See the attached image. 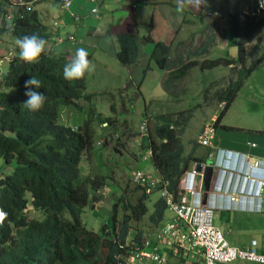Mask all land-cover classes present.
<instances>
[{
  "label": "clouds",
  "instance_id": "1",
  "mask_svg": "<svg viewBox=\"0 0 264 264\" xmlns=\"http://www.w3.org/2000/svg\"><path fill=\"white\" fill-rule=\"evenodd\" d=\"M52 1L0 0V75L3 76L5 73L7 63L12 56L11 52L5 50V46L11 48L9 43L14 41L11 40L7 30L12 28L15 18H21L28 12H34L30 18V23L35 24L37 21L45 24L50 16L45 11V7L49 8L50 6H54L60 12L67 11L70 13L69 20L71 19V21L66 24L69 30L63 34L60 32V27L55 29L51 26L61 24L62 20H54L47 24V29H50L48 39L52 42L53 54L51 55L54 60H57L56 63H67L63 69L66 80L84 78V88L108 92V97L105 95L96 96L91 103H95V107L104 112L107 117H112L115 121V127H108L105 122L96 121L92 117L86 116L85 113L78 112L72 106L77 101L66 94H61L65 100L62 101L54 88L48 94L63 103L54 98H47L43 92L39 91L42 88V82L35 76H30L24 82L27 99L22 105L25 109L36 112L39 120L46 124L45 109L53 100L56 102L51 112L54 128L68 131V133L56 131L59 133L57 135L70 136L69 134L82 133L89 123L94 130L93 135L97 138L96 142L100 143L103 148L104 155H127L123 157V161L124 159L129 161L130 173L124 180L130 182V187L132 185L137 186V193L146 195V201H144L146 213L152 211V204L157 199H161L165 209L159 223L164 219L165 213L170 214V220L166 221L162 229L157 232L156 242L167 243L162 232L168 224L174 221L170 204L183 202L194 208L209 207L211 209V223L215 227L217 226L213 222V213L217 210L228 209L255 213L264 211V186L261 185L264 182V160L251 161L247 154L236 152L227 154L218 150V142L221 139L219 132L225 131V129L229 130L227 124L221 121L222 116L228 114L235 104L241 85L251 72V63H254L253 69L259 59L264 57V41H260L259 38V36L264 35V24L260 32L239 50L230 32L227 14L239 11L247 15H259L264 13V0H238L229 8H225V0H100V6L104 8L103 12L111 13L113 19H119L118 16H115L116 11H125L131 14L135 13L136 18L143 22L141 24L143 30L139 33L137 27L134 26L132 30L120 31L116 35L104 39L87 36L85 34L86 27L83 26V21L86 18L97 19L100 17V13H103L98 9L97 0H55L56 4ZM58 1L59 3H57ZM108 2H111L110 7ZM183 3L197 7L186 10L182 7ZM77 4L81 5V9L76 6ZM243 4H247V6L243 7ZM158 6L165 11L178 10L181 15L170 42H167L163 37L153 40V36L156 34L153 22L156 20ZM146 17L149 18L148 22L145 20ZM215 19L219 20L218 25H212ZM100 20L102 19L100 18ZM227 30L229 31L226 39L228 45L236 46V51L230 52L236 54L235 58L231 54L230 57L225 58L227 54L224 47L215 44L219 43V36L222 32L226 33ZM55 33L57 34L55 35ZM187 35H190L192 42L182 47L184 41L187 40L185 37ZM157 42L163 43L168 48L165 58L166 65L162 57L152 49L153 44ZM15 45L19 49L18 58L28 64L38 62L45 52L46 46L50 47L48 41L37 33L17 37ZM170 54L177 56L178 62L181 60L179 59L180 56L185 55L186 61L183 62L192 61L193 63L185 68L181 75L177 72L172 73L171 71L179 65L170 70L167 69L170 65L168 61ZM98 57H101V62L96 60ZM216 67H222V71L227 69L228 73L212 80L214 82L211 81L201 91L199 88L197 89L202 101L214 105L212 112L201 123L200 121L191 122L198 107L197 101L185 108L180 107L178 102L179 98L186 101V98L194 100L196 97L173 96L175 98L166 97L161 101L151 97L152 94L154 98L163 95L160 84L157 85L159 81L166 88H169L176 81H182V78L190 71L204 72ZM102 74L105 75V79L98 80V75ZM152 75L155 76L153 84L147 79L148 76ZM238 81H240L239 87L235 91H231V87ZM225 100L229 102L226 104ZM71 110L75 113L74 116H72ZM155 117H159V120H156ZM71 119H77V122L71 125ZM182 120H184V124L180 139L183 151L184 141H189L190 149L195 143V148H203L205 153L199 156L195 153L194 148V155L199 157L200 161L189 163L187 168L181 172L177 191L172 194L166 189L165 180L154 168L150 150L141 147V142L155 124L154 121H167L169 127L172 128L173 123H179ZM216 121L217 126H214ZM136 123L138 128L135 127ZM96 125L105 132L97 135ZM220 125L225 126V128L220 127ZM198 126L200 127L192 138V129L196 131ZM136 129L139 131L137 136L141 140L140 143L132 148L129 153H120L122 146L120 141L123 142L124 136L129 131ZM208 131L212 132L213 136L210 144L206 145L200 141L207 135ZM135 133L133 131L131 135L135 136ZM8 144L1 142L0 150ZM105 146L109 149V153ZM52 148V145H48L42 158L34 160L29 158L28 171L21 173L18 177H15V170L18 167L16 161L5 162V164L0 161V169L3 170L0 173V264H60L64 258V252L58 248L56 233L59 226H75L73 221L76 217L68 209L60 207L61 200L67 195L59 191L62 185L57 186L49 183L48 172L51 165L46 162L44 154H47ZM186 153L184 152V154ZM128 156L139 162L136 169L131 166L132 161ZM241 159L250 162V169L255 170L248 172V178L254 183V191L253 194L248 195L247 205L242 206L239 204L238 198L235 197L229 199L232 206L228 208L217 202L218 199L219 201L222 199V189L221 186L215 185L214 180H210L212 169L216 172V181L220 173L236 170L238 168L236 162L241 161ZM9 166H12V169H9ZM207 172L208 179L205 185L204 175ZM109 188L110 185L105 190H100L106 191L108 189L113 196V192ZM57 194L62 195L56 196ZM99 202L100 204H90L86 201L78 215L79 225L84 230L90 231L91 234L92 230L84 228L80 216L87 210L99 209L103 204L101 196H99ZM104 204H106L105 201ZM107 225L102 224L101 227ZM147 227L155 226L146 224L143 226V231ZM218 230L229 247L245 250L253 241L254 253L264 256V254L255 251L254 239L249 240L247 247L240 249L230 245L225 240L222 231L219 228ZM105 231L106 228L103 229V232ZM77 237H79L78 234ZM76 239L78 240V238ZM147 243L148 240L143 239L140 247L130 248L124 255L118 256L115 264H145L146 261H152L155 264L154 260L141 253L153 254L163 260V264H168L165 258L154 249L144 250ZM167 244L172 251L173 246ZM53 258L54 262L52 261ZM236 260L264 264L240 258H233L218 264ZM71 264H78V262L72 261Z\"/></svg>",
  "mask_w": 264,
  "mask_h": 264
},
{
  "label": "trees",
  "instance_id": "2",
  "mask_svg": "<svg viewBox=\"0 0 264 264\" xmlns=\"http://www.w3.org/2000/svg\"><path fill=\"white\" fill-rule=\"evenodd\" d=\"M52 2L56 4L55 0ZM43 3L46 5L44 1ZM51 14L45 24L37 21L33 24L30 23V18L34 12H28L21 18H15L12 28L7 30L11 40L14 41L9 43L13 50L5 46V50L11 52L12 56L7 63L5 73L3 76L0 75V143L9 144L0 150V161L2 164L16 161L18 167L15 170V177H18L21 173L28 171L29 158L33 160L42 158L46 147L52 145V150L44 154L46 162L51 165L48 172L49 183L62 185L59 191L67 195L61 200L60 207L68 209L76 217L73 221L75 226H59L56 233L58 248L65 254L60 264H71L72 261L78 264H115L118 256L124 255L130 248L141 246L144 239L143 226L159 224L165 209L164 203L161 199H157L152 204V211L147 214L144 205L146 195L137 193V186L130 187V182L124 179L116 180L109 171L101 172L103 148L96 142L97 138L93 135L94 130L89 123L82 133L69 134L70 136L57 135L59 133L56 131L63 133L68 131L54 128L51 112L55 101L51 100L45 109L46 124L39 120L36 112L23 107L22 103L27 99L24 82L30 76H35L42 82V88L39 91L43 92L47 98H54L48 94L54 88L62 101L65 100L61 94H66L77 101L72 106L78 112L85 113L96 121L105 122L108 127H115L113 118L107 117L104 112L95 107V103H91L96 96L108 97V92L84 88V78L66 80L63 69L67 63H56L57 60L53 59L52 42L48 39L50 29H47V24L58 19H69L70 13L54 9ZM227 16L231 35L239 50L260 32L264 24V13L247 15L234 11ZM218 24V19L212 23V25ZM51 26L58 28V25ZM32 33H37L46 39L50 47L46 46L38 62L28 64L18 58L19 49L15 45V39ZM152 49L162 57L166 65L168 48L163 43L157 42L153 44ZM192 63V61L179 62V67L171 72L181 75ZM239 85L240 81L236 82L231 87V91H235ZM62 101L60 103H63ZM225 101L226 104L229 102ZM155 119L159 120V117ZM154 122L151 130L142 139L141 147L150 150L154 168L165 180L166 189L175 194L181 172L189 163L200 161V158L194 155L196 144L193 143L189 152L184 154L180 139L184 120L173 123L172 128L167 121ZM216 123L217 121L214 126H217ZM220 127L225 128L222 125ZM96 131L97 135L105 132L97 125ZM9 169H12V166H9ZM2 171L0 169V173ZM111 180L121 181L120 192L115 197L108 189L100 190H105ZM103 193L111 194H108L107 201L104 200L108 207L109 225L101 227L100 232L92 231L91 234L79 225L78 215L86 201L90 204H100L99 196ZM132 225L135 226L132 227ZM104 228H106L105 232H103ZM52 261L54 262V258Z\"/></svg>",
  "mask_w": 264,
  "mask_h": 264
},
{
  "label": "crops",
  "instance_id": "3",
  "mask_svg": "<svg viewBox=\"0 0 264 264\" xmlns=\"http://www.w3.org/2000/svg\"><path fill=\"white\" fill-rule=\"evenodd\" d=\"M98 9L103 12L104 8L100 6L101 1L97 0ZM81 9V5H76ZM243 7L247 4H243ZM182 7L186 10L196 8L195 5L183 3ZM55 7H45V11L51 16ZM178 11V10H176ZM111 13H100V17L85 19L83 26L86 27L85 34L97 39H104L111 35H116L120 31L132 30L134 26L137 27L138 33L143 30L142 21L136 18L135 13L131 14L125 11H116L115 16L119 19H113ZM100 18L102 20H100ZM170 21V19L168 18ZM71 19H63L62 23L58 25L61 28L60 32L63 34L69 30L66 26ZM101 23V24H99ZM154 27L157 28L156 20L153 22ZM264 34V31H263ZM260 41H264V35L259 36ZM264 62V57L259 60L256 66ZM255 66V67H256ZM244 79L243 85L238 92V98H249L250 106L244 107L236 102V107L239 105L238 115L230 119L228 122L226 115L222 116V122H225L229 130L225 129L219 132L220 141L218 142V150L222 153L230 154L232 152L247 154L250 160H264V86L257 85L255 77L252 76V71ZM241 114L243 115L242 121L233 124L234 121L239 120ZM255 115V119H253ZM193 131L191 137L193 138L198 131ZM190 150L189 141H184V152ZM195 153L202 156L205 153L203 148H195ZM218 158V156H217ZM238 168L232 172H222L218 175L217 180L216 172L212 169L210 180H214L215 185L221 186L222 199L220 205L225 207L232 206L229 201L231 198H238L239 204L242 206L247 205L248 195L253 194L254 183L248 178V172L253 171L250 169V162L245 159L236 162ZM226 169V168H225ZM255 171V170H254ZM224 194V195H223ZM226 197V198H225ZM225 199V200H224ZM223 201V202H222ZM222 207V206H221ZM217 216L215 225L222 231L225 240L232 246L243 249L248 246L250 239L255 240V251L264 254V211L255 213L247 211H231L222 209L216 211ZM170 220V214L165 213L164 219L155 227H147L143 231L144 239L148 240L147 246L144 250L154 249L159 255L165 258L168 264H202L201 255L195 246L186 244L178 248L176 251H171L169 245L163 242H156V234L159 232L164 223ZM145 264H153L152 261H146ZM223 264H253L245 261H230Z\"/></svg>",
  "mask_w": 264,
  "mask_h": 264
},
{
  "label": "rangeland",
  "instance_id": "4",
  "mask_svg": "<svg viewBox=\"0 0 264 264\" xmlns=\"http://www.w3.org/2000/svg\"><path fill=\"white\" fill-rule=\"evenodd\" d=\"M237 1L238 0H225L224 6H225V8H229L230 6H232V4L236 3ZM108 6L109 7L111 6V2H108ZM180 17H181V15L179 14L178 11H175L173 9L165 11V10L161 9L160 6H158L157 7V15H156L157 28L155 27L156 34L153 36V40H156L157 38L163 37L167 42H170L174 36V31L179 24ZM168 18L170 19V21L168 20ZM145 20H146V22H148L149 18L146 17ZM224 26H225V24L223 25V27ZM228 33H229L228 30L226 33L222 32V34L219 36V41H218L219 43H215L217 45H220V47H224V50L227 54V56L225 58L230 57V54H231L230 52L236 51V48H235L236 46H234L233 44L228 45V43H227L226 39L228 37ZM185 37L187 38V40L184 41V44L182 45V47L184 45H188L192 42V40H190V35H187ZM231 55L234 58L236 56V54H231ZM261 58H263V57H261ZM261 58L259 60H261ZM179 59H181V60H179L180 62L186 61L185 55H181ZM96 60L101 62V57H98ZM168 61L170 63L169 67L167 68L168 70H170L174 67H177L179 65V62L177 61V56H175L173 54H170L168 56ZM176 62H178V63H176ZM258 63H259V61H258ZM251 64L252 65L250 67L251 68L250 71L252 70V67L254 66V63H251ZM227 73H228V70L226 69V70L222 71V67H216L215 69L204 71V72H198L196 70H193V71H190L189 73H187L182 78V81H176L169 88H166L159 81V83H157V85L159 86V84H160L163 95H158L156 98H154V95L152 94L151 97H152V99H156L159 101L166 99V97L175 98L173 96L180 97L183 95H187L190 97H196L194 100H188L186 98V101L181 100L182 98L181 99L179 98L178 102H179L180 107L185 108L186 106H190L193 103H195V101H197L198 107L196 108V110L194 112V116H193L191 122L200 121V123H201L205 119V117L212 112L214 105L213 104H207L204 101H202L200 94H199L197 89L199 88V90L201 91V89L203 87H205L206 85H208L212 80L218 79ZM251 74L253 77H255V79L257 81V85L264 86V62H262L260 65L256 66ZM154 78H155V76L152 75V76H148L147 79L150 83L153 84ZM103 79H105V75H103V74L98 75V80H103ZM212 82H214V81H212ZM237 101L239 103H241L240 105H242L244 107L248 108L250 106V102H249L250 99L249 98L239 97V98H237L236 102ZM236 102L231 107L228 114H226L228 122H230V119H232L233 117H236L238 115V112H239L238 109H239L240 105L238 107H236ZM156 105H158V104H156ZM74 115H75V113L72 111V116H74ZM255 117L256 116L253 115V119H255ZM242 119H243V115L241 114L239 120L234 121L233 124L239 123L240 121H242ZM76 122H77V119H75V120L71 119L70 123H71V125H73ZM135 127L138 128L137 123L135 124ZM133 131H134V133L136 132L135 136L131 135V133ZM192 131H194V129H192ZM137 135H139L138 129L131 130V131H129V133L126 134V136H124V138L122 139L123 142L120 141V143L122 144L120 153L127 154L131 151L132 148L136 147L137 144L140 143L141 140H139V137ZM105 149L109 153V149H107L106 146H105ZM125 156H127V155L109 156V155L102 154L103 166L101 167V172L109 171L111 173L112 177H115L116 180L127 179L126 177L130 173V170H129L130 164H129V161L126 159H124V161H123V157H125ZM129 159L132 161L131 166L136 169L138 167L139 162H137L132 157H129ZM124 174H125V178H124ZM110 182L111 183L109 184L110 185L109 189L113 192V197H115L117 195V193L120 192L121 181L119 182V181L111 180ZM108 194L111 195L110 193H106V194L103 193L100 195L102 197L103 204L100 206L99 209L87 210L86 213L81 214V216H80L81 221L84 224L83 226L85 229H91L92 231L97 233V232L101 231L102 224L107 225L109 223L108 207L106 204H104V200L107 201ZM216 216H217V212L215 211L213 213V222L214 223H215ZM133 226H135V225H132V227Z\"/></svg>",
  "mask_w": 264,
  "mask_h": 264
},
{
  "label": "built area",
  "instance_id": "5",
  "mask_svg": "<svg viewBox=\"0 0 264 264\" xmlns=\"http://www.w3.org/2000/svg\"><path fill=\"white\" fill-rule=\"evenodd\" d=\"M212 136L213 133L208 131L200 142L208 145L212 140ZM261 185L264 186V182ZM170 207L173 210L174 221L165 227L162 235L167 243L173 246L172 251L189 244L200 250L203 264H218L233 258L264 263V256L254 253L253 241L245 250H236L226 244L218 228L211 223V209L209 207L194 208L183 202L170 204ZM179 229L185 231L182 232ZM141 254L150 257L155 264H163V260L153 254Z\"/></svg>",
  "mask_w": 264,
  "mask_h": 264
},
{
  "label": "water",
  "instance_id": "6",
  "mask_svg": "<svg viewBox=\"0 0 264 264\" xmlns=\"http://www.w3.org/2000/svg\"><path fill=\"white\" fill-rule=\"evenodd\" d=\"M207 179H208V172L205 173V175H204V182H205V185H206Z\"/></svg>",
  "mask_w": 264,
  "mask_h": 264
}]
</instances>
